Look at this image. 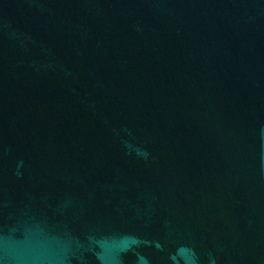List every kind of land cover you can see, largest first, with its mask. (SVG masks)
Segmentation results:
<instances>
[{
    "label": "water",
    "instance_id": "95a60500",
    "mask_svg": "<svg viewBox=\"0 0 264 264\" xmlns=\"http://www.w3.org/2000/svg\"><path fill=\"white\" fill-rule=\"evenodd\" d=\"M0 264H264V0H0Z\"/></svg>",
    "mask_w": 264,
    "mask_h": 264
}]
</instances>
